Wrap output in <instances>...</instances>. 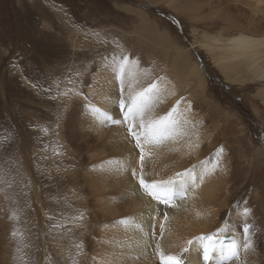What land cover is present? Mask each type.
Instances as JSON below:
<instances>
[{"label": "rangeland", "instance_id": "374dc122", "mask_svg": "<svg viewBox=\"0 0 264 264\" xmlns=\"http://www.w3.org/2000/svg\"><path fill=\"white\" fill-rule=\"evenodd\" d=\"M186 1L172 5L171 0H0V264H75L82 235L78 230L82 213L77 205L82 206V196L74 194L70 185L75 178L79 184L82 181L84 188L87 163L74 157L76 152L65 141L66 132L58 129L71 110V103L63 94L72 86L81 85L84 78L87 88L97 85L98 73L107 77L102 84H111L105 85L104 90L114 96V102L115 97L119 103L131 91L137 94L152 85L158 88V81H167L169 92L163 88L150 93L148 104L159 105L155 107L157 111L147 109L154 113L160 110L156 115L166 117L175 111L177 103H183L191 106V113H199L195 114L196 124L186 128L183 135L181 132L180 149L190 150L188 156L203 152L201 158L213 166L218 179H230L231 175L246 179L248 187L238 195L228 196L227 209L234 218L239 216L237 222L247 220V224H254L256 235L261 231L259 236L264 241V102L259 95L264 82L250 79L247 71L231 77L238 82L226 80L199 44L202 35L221 36L224 40L238 27L254 28L259 24L257 20L255 24L246 23L253 14H262L241 2L234 5L233 0H212L204 5L201 4L206 0H196L200 5L195 16L193 9L189 8V14L187 7H180ZM142 19H146V25L150 21L156 23L171 39L170 45L182 42L191 52L187 67L195 62L199 73L188 78L180 76L176 50L158 43L153 31L142 30ZM223 40L218 44L224 45ZM44 51L47 56L41 55ZM43 61L46 67L42 66ZM201 75L203 90L197 85ZM139 81L151 86L144 88ZM163 95L172 97H167L171 106ZM82 105L77 110L84 114ZM256 110L261 112V118ZM118 113L128 128L124 113ZM83 127L77 131L85 137ZM178 127L183 129L179 124ZM163 150L160 148L158 153L165 158L170 152ZM87 155L85 160L93 159L90 163L95 164L96 158ZM144 160L141 168H149L150 156ZM245 208L251 213L247 218L243 214ZM236 250L242 261L258 251L248 249L249 255L243 248ZM234 259L228 258L224 264H231Z\"/></svg>", "mask_w": 264, "mask_h": 264}, {"label": "bare ground", "instance_id": "6f19581e", "mask_svg": "<svg viewBox=\"0 0 264 264\" xmlns=\"http://www.w3.org/2000/svg\"><path fill=\"white\" fill-rule=\"evenodd\" d=\"M178 1L179 0H171L172 5L176 2L178 3ZM211 1L212 0H206L205 3L201 5L210 4ZM216 1L220 0H215V2ZM233 1L235 2L234 5L241 2L243 6L249 5L252 6L255 11H260L262 15L258 16L253 14L251 21L246 23L248 25L249 23L253 24L256 22L255 20H257L259 24L257 23L258 25L254 28H245L244 30L238 27L236 30L237 32L228 35V38L224 40L221 36L202 35L199 36L201 39L199 44L206 50L212 62L220 69L226 80L233 81V78L231 79L232 76H237L240 72L247 71L250 74V79L264 82V0ZM199 5V2L197 3L196 0H188L180 3L181 8H188L185 9L189 14L192 12L189 8L193 9L194 15L196 14V7ZM213 16L214 15H212V17ZM142 20H144V23H141L142 30H145L147 33L153 31V35L156 36V41L158 43L166 47H173L176 50V64L180 76L185 75L184 77L188 78L199 73V69L195 62H192L191 67H187V63L191 60L189 57L191 52L188 48L183 47L182 42L178 40L179 42H176L175 45L173 43V45H170L171 39L165 32L159 30L156 23L150 21L149 25H146V19ZM225 25L226 24H224V26ZM235 28L237 27L235 26ZM192 33L193 37H196L197 33L195 31ZM221 39L224 45L218 44ZM144 41L146 40L144 39ZM36 46L38 47V45ZM46 53L47 52L44 51L41 55L47 56L48 54ZM128 54L129 53H127L126 56H128ZM120 55H122V53ZM42 66L46 67L44 61ZM96 71L97 70H95V72ZM98 71H102V69ZM91 76L94 75L91 74ZM95 76L96 80L98 79L100 82L95 85L96 83L94 84L93 81L95 85L93 87L88 86L87 88L85 86L87 78H84L81 85L72 86L71 90L67 88L68 90L63 96L69 99L71 110L65 115L58 129V132H66L65 134L68 141H65L69 143L76 152L74 157H81V162L84 160L87 163L85 164L86 168H84L85 172L83 173L84 180L82 179L84 181V188L81 186L82 181L80 180L79 184V180L73 179L72 175L70 179H73V182H71V185L69 184L74 194L80 197L82 196L80 199L82 200V206L77 205L82 213V226L78 229L82 235L79 234L81 235V239H78L80 253L79 256L75 254V264H78V261H80V264H164V260L169 256L186 259L191 264H212L221 258L227 259L226 261H228V258H231L228 250L233 244L236 249L240 248L242 250L243 245L250 241V251H255L254 249H258V251L250 255L246 250L247 254L250 255L249 258L246 257L245 261H242V255L240 254L241 258L239 257L238 260L234 257L235 259L231 264H264V241L259 236V232L261 231L258 232L257 236L255 233L256 226L252 224L250 232L245 234L243 231V224L249 221L237 222L239 216L237 215V217L234 218V216L229 213V209H227L229 202L228 196L231 193L238 195L242 189L248 187L246 179H234L232 175L230 177L228 171H226V173L230 179H218L213 170V166H208L205 158H201L200 154H203V152H200L199 155L195 153L194 155L191 154L192 156H188V151L190 150L184 152L180 149L183 131H185L186 128L187 130L190 129L191 125L196 124L197 114L199 113H195L197 116L191 113V106L188 107L187 105H183V103H177L174 112H167L169 114V116L167 115L169 119L166 122L167 126L162 129V134L157 137L159 142L144 143L143 138L141 140V142L144 143V158L145 156H150L152 162L149 168L147 164H145L147 165V169L141 168L140 149L136 147V141L128 131L129 125L128 128H126V126L124 127L123 117L119 116L120 114L118 113L121 110L118 100H116L118 97H115L114 102L113 98H111L114 96H108L107 91L104 90L105 85L107 86L110 84L109 81L102 84L106 75L104 76L98 73L95 74ZM136 77L138 78V76ZM124 78L126 77L124 76ZM139 80L142 79L140 78ZM236 80L237 79L234 81ZM198 81L197 85L203 90L202 85H204V78L202 75ZM159 82L160 81H158V88L155 89H159L160 91L163 90V88L166 90L165 84L170 86L167 81L165 84H159ZM141 83L142 82H140V84ZM145 85L146 87L151 86V84H144L143 87ZM110 86L111 84L109 87ZM171 87L173 88V86ZM136 91L138 92L137 89ZM171 91L173 90H170V92ZM165 92L162 91L164 94ZM171 94L173 95L172 92ZM134 95L136 94H132L131 91L130 94H126V96L123 97L126 107L124 110H121L122 114L127 111V105L130 104L131 97ZM165 95H163L165 97L164 101L166 100L171 106L172 103L169 102L170 96L168 97L167 95L168 99ZM259 95L264 102V87ZM90 96L93 97L89 98ZM80 100L86 103H82V105ZM160 102L161 104H159L162 108V100ZM189 104L192 105V103ZM81 105L85 107L84 114H81L77 110ZM155 105L158 104L156 103ZM152 106L153 105L149 106V104H147L144 115L145 123L159 120L163 117L161 114L157 116V113L160 112L159 110L156 113L159 105L158 107ZM148 107L149 109H156L155 113L147 109ZM163 108L166 109L165 106ZM95 109H99L100 111L96 112ZM262 111L264 112V110ZM103 113H107L110 118H106ZM260 113L261 112L256 110L257 117L261 116ZM64 114L65 112L63 115ZM194 115L196 117H193ZM114 120L120 122L113 123L112 121ZM126 124H129V122L126 121ZM132 124L133 131L137 133L143 131L140 127L139 117H137ZM178 124L182 126L183 129L179 128ZM108 125L111 126L108 127ZM79 126L85 127L83 131V133L85 132V134H83L85 137H82V134L78 132L81 128H79ZM80 131L82 132V130ZM186 132L188 133V131ZM160 148L162 151H164L163 148L165 151L167 149L170 154H167L165 158L162 157V153H158ZM91 152L93 156H91ZM86 154H88V158L90 156L93 158L95 157L96 159L94 160L96 163H90L91 160H93H90V158L88 160L89 162H87V159L85 160ZM216 159H218V157ZM146 160L149 161L148 159ZM144 163H146L145 160L143 164ZM133 173H135V175H133ZM141 176H143V179L147 183L155 182L158 184H166L170 182V187L175 193L171 203L164 204L147 195L140 186L139 181ZM238 176H240V173H238ZM251 181L256 182L257 180L251 179ZM240 185L242 188H240ZM83 191H86L84 196L82 194ZM165 216L167 217L166 219ZM161 226H163V228ZM221 228L226 229V231L218 232L217 230ZM203 233L207 234V236H210V234L224 235L229 233L233 236V240L225 244H220V240L215 241V243H213L214 251L212 252V258L206 263L204 261L202 247L203 244L212 242H201L198 238ZM189 241H193V243L189 244ZM157 245H159V251L157 250ZM185 249H187V251H185ZM161 253L163 254V258ZM183 262L185 264L184 260Z\"/></svg>", "mask_w": 264, "mask_h": 264}, {"label": "snow or ice", "instance_id": "6c2138e0", "mask_svg": "<svg viewBox=\"0 0 264 264\" xmlns=\"http://www.w3.org/2000/svg\"><path fill=\"white\" fill-rule=\"evenodd\" d=\"M155 85H152L151 87L144 89L143 91L137 93L136 95L131 97V102L129 105H127V111L124 113V119L129 122V128L128 131L132 135V137L136 141V147L140 149V160L141 164H143L144 160V143H158L159 140L157 139L158 136L162 134V129L167 126L166 122L168 121L169 117H161L159 120H153L148 121L145 123L144 121V115H145V109L147 107L148 101L150 99V93L155 89ZM119 106L121 110H124L126 105L123 100L119 101ZM96 112H99V109H95ZM103 115L106 118L108 117L107 113H103ZM140 118V127L143 131L140 133H137L133 131V124L132 122L137 118ZM113 123H119L120 121L114 120ZM143 138V142H141ZM221 152L223 149L220 150ZM135 175V173H133ZM140 186L144 189L145 193L152 197L155 200L160 201L164 204H170L173 200L175 193L172 191L170 187V182L166 184H158L155 182L147 183L143 176L140 177ZM244 216L247 217L250 215V209L245 208L244 209ZM167 217L165 216V219ZM163 228V226H161ZM251 225L245 223L243 224V231L245 234H248L251 230ZM220 231H226V229L221 228L217 230ZM15 235V233H13ZM201 242L207 240L209 242H214L215 237L214 236H201L198 238ZM189 244H192L193 241H189ZM251 247L250 243H245L243 245V249L246 251ZM157 250L159 251V245H157ZM187 251V249H185ZM203 257L205 260H210L212 258V252L214 251L213 244H203ZM229 255L230 257L239 258L238 252L236 250L235 245L231 246L229 248ZM161 256L163 258V254L161 253ZM164 264H184L182 259H179L177 257L169 256L166 260H164Z\"/></svg>", "mask_w": 264, "mask_h": 264}]
</instances>
